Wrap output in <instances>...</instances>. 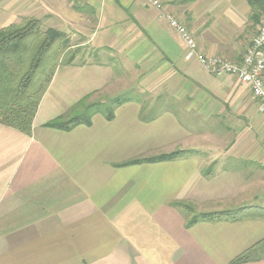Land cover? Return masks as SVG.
I'll return each instance as SVG.
<instances>
[{
    "label": "crops",
    "instance_id": "1",
    "mask_svg": "<svg viewBox=\"0 0 264 264\" xmlns=\"http://www.w3.org/2000/svg\"><path fill=\"white\" fill-rule=\"evenodd\" d=\"M159 1L201 52L231 62L262 13L248 0ZM28 15L54 16L53 29L84 36L99 61L55 72L30 136L0 124V264H232L264 239L258 218L187 225L198 214L264 208V113L246 86L186 61L146 0H0V29ZM124 78L169 104L156 111L133 100L111 120L45 127L85 96L112 98L131 86Z\"/></svg>",
    "mask_w": 264,
    "mask_h": 264
},
{
    "label": "trees",
    "instance_id": "2",
    "mask_svg": "<svg viewBox=\"0 0 264 264\" xmlns=\"http://www.w3.org/2000/svg\"><path fill=\"white\" fill-rule=\"evenodd\" d=\"M260 12L253 18L260 23L264 2L248 0ZM259 25V24H258ZM66 33L53 28L42 29L39 19L22 17L18 23L0 29V124L30 136L32 121L39 103L55 72L62 67L72 66L79 54L70 51ZM142 102L140 98H112L104 102L88 101V96L75 103L65 115L56 117L45 127L69 131L79 125H90L95 114L111 120L115 109L129 101ZM185 152H174L139 162L169 161ZM191 213V209L183 205ZM258 218L264 220V208L245 206L234 210L203 213L193 216L188 226L198 221H230ZM264 258V239L239 255L232 264L257 261Z\"/></svg>",
    "mask_w": 264,
    "mask_h": 264
},
{
    "label": "built area",
    "instance_id": "3",
    "mask_svg": "<svg viewBox=\"0 0 264 264\" xmlns=\"http://www.w3.org/2000/svg\"><path fill=\"white\" fill-rule=\"evenodd\" d=\"M159 10V18L165 20L185 45L184 59L196 60L202 69L213 76L228 75L246 86L256 100L259 111L264 113V12L257 33L239 62H231L221 57L201 52L196 41L186 28L172 15L164 12L159 0H146Z\"/></svg>",
    "mask_w": 264,
    "mask_h": 264
},
{
    "label": "rangeland",
    "instance_id": "4",
    "mask_svg": "<svg viewBox=\"0 0 264 264\" xmlns=\"http://www.w3.org/2000/svg\"><path fill=\"white\" fill-rule=\"evenodd\" d=\"M23 17H28V18H34V19H39L42 23V29H47V28H53L54 26H56L55 20L56 19L54 16H47L44 15L42 17H38L35 15H28V16H23ZM22 17H19L16 19L15 23H18L21 20ZM88 19V24L87 27L91 28L93 26V19L92 17L89 15H87L86 17ZM261 20V19H260ZM258 29V28H257ZM257 33V32H256ZM69 37L70 40V51H78L79 54L75 60V64L76 65H81V64H86L87 62H96L99 61L96 58V53L94 51V49H91L89 45L86 44V38L74 31H71L69 33H66ZM256 36V35H255ZM254 36V38H255ZM253 38V39H254ZM252 39V40H253ZM252 42V41H251ZM251 44V43H250ZM123 71L121 70V73ZM123 83H125V85H131L128 87H123V86H118L117 89H114L112 91V98H130V99H134V98H140L142 100V102L144 103V107H150V105H153L155 110L158 111L159 108H161V106H165L166 104H169V102L166 100V98L164 99H156L153 97H149L147 95H145L143 92H140L138 89V81L135 80V89H133V84L131 80H127L126 78L122 79ZM124 85V84H122ZM103 97H99V99L94 98V100L89 101V103L91 102H97V101H106V100H102ZM107 98V97H104ZM109 98V99H112ZM159 106V108H158ZM69 112V111H68ZM67 112V113H68ZM66 113V114H67Z\"/></svg>",
    "mask_w": 264,
    "mask_h": 264
}]
</instances>
